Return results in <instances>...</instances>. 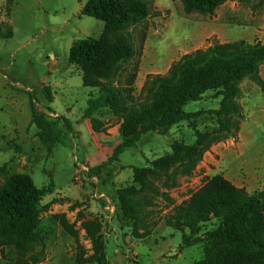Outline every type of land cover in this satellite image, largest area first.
<instances>
[{
    "label": "rangeland",
    "instance_id": "obj_1",
    "mask_svg": "<svg viewBox=\"0 0 264 264\" xmlns=\"http://www.w3.org/2000/svg\"><path fill=\"white\" fill-rule=\"evenodd\" d=\"M87 1L0 0V191L23 174L38 188L54 184L53 194L40 203L37 239L24 257L14 246H0V264H33L35 257L40 264H78L77 257L83 252L90 255L92 248L81 228L84 219L103 222L110 264H194L203 258L204 245L184 249L179 257L182 252L174 246L182 244V233L166 223L175 208L217 174L249 194L264 190V93L256 83L246 77L236 84L242 92L244 121L235 137L220 134L218 120L210 112L220 108L222 97L208 92L201 101L186 105V112H202L191 123L182 122L167 135L145 134L119 162L99 174L91 170L105 163L122 142L121 116L151 102V76L165 75L183 56L215 44L264 45V0H226L214 15H187L182 0H142L151 15L121 30L131 38L137 56L101 80L123 100L118 113L102 109L95 114L105 125L103 133H95L84 116L90 95L97 96L98 89L84 87L81 70L69 63L74 42L99 38L104 30V22L82 15ZM257 67L264 80V63ZM31 94L38 111L57 124L58 142L51 153L32 122ZM58 116L69 119L72 129ZM176 142L197 147L200 158L195 169L184 175L179 163L167 174L150 177L149 191L138 198L147 233L160 227L155 232L160 247L154 260L140 241L144 229L138 226L135 231V221L124 217L116 191L134 184L133 168H149L154 160L171 155ZM106 207L104 212L115 219L113 226L96 210ZM58 216L75 224L77 242L62 229ZM215 223L205 224L202 233L214 229Z\"/></svg>",
    "mask_w": 264,
    "mask_h": 264
},
{
    "label": "trees",
    "instance_id": "obj_2",
    "mask_svg": "<svg viewBox=\"0 0 264 264\" xmlns=\"http://www.w3.org/2000/svg\"><path fill=\"white\" fill-rule=\"evenodd\" d=\"M13 1L10 0V3ZM78 1L81 3L82 0ZM225 1L182 0V4L187 15H214ZM81 13L104 22V30L99 38L77 40L69 54V63L82 72L83 86L98 89L97 96L90 95L84 116L90 119L95 133H103L105 125L95 114L102 109L118 113L123 100L120 92L101 84V80L111 78L120 65L132 62L137 56L131 38L121 30L147 19L151 9L142 0H88ZM11 36L10 30L7 37ZM261 63H264V45L260 43L250 45L241 41L215 44L183 56L167 74L151 76V102L131 108L121 116L122 142L114 148L105 163L91 172L99 174L104 168L119 162L123 152L136 146L145 134L154 132L167 135L174 126L182 122L191 123L202 112H186V105L201 101L208 92H216L222 97L220 108L210 112L218 120L220 134L225 139L235 137L244 121L239 103L242 92L236 84L248 77L264 93V80L257 67ZM134 77L135 74L130 84ZM44 92L48 101L53 102L50 89L45 88ZM30 101L32 122L38 129V138L51 153L58 142L57 124L38 111L32 94ZM58 119L67 129H72L69 119L60 116ZM199 158L196 146L176 142L172 145L171 155L154 160L149 168H133L134 184L116 191L124 217L135 221V231L138 226L144 229L142 238L149 233L138 198L149 191V178L167 174L179 163L183 165V174L188 175L195 169ZM135 184H139V187ZM53 192V183L38 188L27 174L16 175L9 181L8 188L0 191L2 248L14 246L21 257L25 256L29 244L38 237L40 203ZM56 219L77 242L79 233L75 224H71L65 216ZM213 221L216 222L214 229L202 233L203 226ZM166 223L182 233L180 252L204 245L203 258L194 264H264V190L249 194L244 187H238L222 174H217L207 178L199 190L175 208V214ZM81 228L92 248L90 255L85 256L83 252L78 256L77 263L110 264L103 222L84 219ZM40 263L35 257L33 264Z\"/></svg>",
    "mask_w": 264,
    "mask_h": 264
},
{
    "label": "crops",
    "instance_id": "obj_3",
    "mask_svg": "<svg viewBox=\"0 0 264 264\" xmlns=\"http://www.w3.org/2000/svg\"><path fill=\"white\" fill-rule=\"evenodd\" d=\"M1 22V21H0ZM2 23V22H1ZM89 121H90V119H89ZM90 125H91V122H90ZM106 209H108L107 207L106 208H104V209H101V208H97L96 210L98 211V213H101V214H103L104 216H105V220H110V226H113L114 225V223H115V219L113 220L112 219V216H108V214H107V212H104V211H106ZM95 210V211H96ZM105 223V222H104ZM161 226V225H160ZM160 227H158L157 229H159ZM156 229V230H157ZM116 229H114V231H115ZM156 230L152 233V234H150V235H148V236H146V237H144V238H142L140 241H142L143 243H145V246H146V249H148V251H147V253H149L150 255H152V258L154 259V260H156L157 258L156 257H158L157 256V247H160V245H158V240H157V238H156ZM174 230V229H173ZM175 231V230H174ZM164 239H162V241H163ZM165 242V244H166V246H168V242L167 241H164ZM139 244V243H138ZM137 244V245H138ZM164 248V247H163ZM174 249L177 251V253H179V246H174ZM183 255V251H182V253L180 254V256L179 257H181Z\"/></svg>",
    "mask_w": 264,
    "mask_h": 264
}]
</instances>
